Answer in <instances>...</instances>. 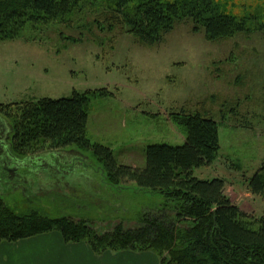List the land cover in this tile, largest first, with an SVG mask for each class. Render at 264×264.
<instances>
[{
    "label": "rangeland",
    "instance_id": "374dc122",
    "mask_svg": "<svg viewBox=\"0 0 264 264\" xmlns=\"http://www.w3.org/2000/svg\"><path fill=\"white\" fill-rule=\"evenodd\" d=\"M111 3L81 0L68 14L28 23L17 39L0 41V104H10L3 116L17 131L19 108L28 101L89 91L95 96L90 95L88 138L111 148L119 164L143 169L150 145L185 144V127L174 115L203 106L219 121L221 149L216 162L194 175L225 179L231 200L260 220L264 197L254 195L247 183L264 161L263 32L212 41L183 21L160 44L148 46L122 26H109L104 14ZM215 4L225 14L251 18L252 25L264 23V0ZM81 150L63 149L89 164L72 186L44 184L30 194L19 188L0 199L19 215L70 216L100 234L118 224L138 227L146 212L167 203L162 193L140 191L135 182L123 189L100 183L103 171L96 170L94 151ZM43 171L52 179L60 173L50 166Z\"/></svg>",
    "mask_w": 264,
    "mask_h": 264
},
{
    "label": "trees",
    "instance_id": "16d2710c",
    "mask_svg": "<svg viewBox=\"0 0 264 264\" xmlns=\"http://www.w3.org/2000/svg\"><path fill=\"white\" fill-rule=\"evenodd\" d=\"M111 1L108 15L104 14L109 26H122L148 46L160 44L183 21L191 22L194 31L203 30L212 41L253 30L264 34V23L252 25L251 18L225 14L215 0ZM80 2L0 0V41L17 39L26 24L68 14ZM74 92L72 97L41 98L19 108L16 150L24 155L74 146L85 152L92 150L100 164L96 170L103 171L100 183L123 189L135 182L140 191L162 193L167 203L146 212L138 227L118 224L100 234L85 220L70 216L54 219L36 211L19 215L0 199V242L58 231L64 241H85L99 254L108 250L151 251L161 264H264V217L253 218L234 203L225 189V179L206 180L194 175L195 169L211 166L220 156V124L211 111L200 106L174 115L175 122L185 127V144L150 145L147 165L140 169L119 164L111 148L88 138L89 102L95 95ZM9 105L0 104V113L7 112L4 108ZM247 184L254 195L264 197V161Z\"/></svg>",
    "mask_w": 264,
    "mask_h": 264
},
{
    "label": "flooded vegetation",
    "instance_id": "af4514ba",
    "mask_svg": "<svg viewBox=\"0 0 264 264\" xmlns=\"http://www.w3.org/2000/svg\"><path fill=\"white\" fill-rule=\"evenodd\" d=\"M15 138L16 131L8 118L0 113V194L19 188L30 194L35 186L42 191L46 187L44 184L53 185L57 182L62 186L64 182L72 186L77 176L85 172L82 170L89 166L84 161V156L65 151L43 150L24 155L16 150ZM46 166L60 171L57 172V178L52 179L44 173L43 167Z\"/></svg>",
    "mask_w": 264,
    "mask_h": 264
},
{
    "label": "crops",
    "instance_id": "0c3cea01",
    "mask_svg": "<svg viewBox=\"0 0 264 264\" xmlns=\"http://www.w3.org/2000/svg\"><path fill=\"white\" fill-rule=\"evenodd\" d=\"M0 264H161L151 251L94 252L85 241L69 243L58 231L0 242Z\"/></svg>",
    "mask_w": 264,
    "mask_h": 264
}]
</instances>
